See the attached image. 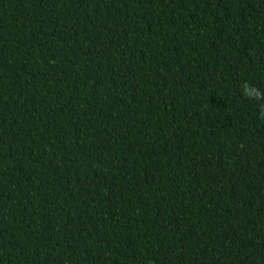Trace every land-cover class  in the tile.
Here are the masks:
<instances>
[{
  "label": "trees",
  "instance_id": "obj_1",
  "mask_svg": "<svg viewBox=\"0 0 264 264\" xmlns=\"http://www.w3.org/2000/svg\"><path fill=\"white\" fill-rule=\"evenodd\" d=\"M264 0H0V264H264Z\"/></svg>",
  "mask_w": 264,
  "mask_h": 264
},
{
  "label": "clouds",
  "instance_id": "obj_2",
  "mask_svg": "<svg viewBox=\"0 0 264 264\" xmlns=\"http://www.w3.org/2000/svg\"><path fill=\"white\" fill-rule=\"evenodd\" d=\"M244 83L247 84V88H241L242 94L245 98L255 100L257 102H264V91H261L256 86L249 84L247 81ZM261 118L264 119V112L261 113Z\"/></svg>",
  "mask_w": 264,
  "mask_h": 264
}]
</instances>
